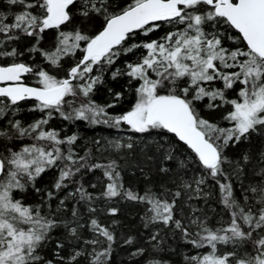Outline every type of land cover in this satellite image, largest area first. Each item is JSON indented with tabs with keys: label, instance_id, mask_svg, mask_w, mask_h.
Returning <instances> with one entry per match:
<instances>
[{
	"label": "snow or ice",
	"instance_id": "snow-or-ice-1",
	"mask_svg": "<svg viewBox=\"0 0 264 264\" xmlns=\"http://www.w3.org/2000/svg\"><path fill=\"white\" fill-rule=\"evenodd\" d=\"M3 3L11 11H0V120L10 113L15 116L21 102L29 100L35 102L31 110L44 115L27 126L9 119L12 135L0 129V138L31 141L18 151L12 150L15 145L0 148V264H54L40 250L51 240L53 230L60 227L67 232L71 250L61 255L65 243L57 241L55 264H110L116 236L108 226L91 219L88 229L92 235L85 239L80 231L84 225L75 208L70 220L57 219L50 211H42L43 204H26L15 195L28 191L29 186L39 192L37 179L56 169L59 175L52 186L54 191L45 193L51 201L55 192L75 182L82 170L98 168L108 180L103 198L121 197L148 205L144 227L157 226L158 230L149 237L156 243L151 244L153 258L147 264H167L163 258H155L164 251L159 237L161 226L178 231L195 250L184 257L185 264H264V150L255 157L243 154L235 163L225 155V149L253 135L264 137V0ZM164 26L167 30L162 36L150 38ZM50 31L55 32L56 43L50 49L40 47ZM22 36L35 42L26 50L42 57L47 69L20 60L24 51L12 45ZM138 36L143 39L133 43ZM227 41L233 46H226ZM137 49L146 51L135 62L126 63L123 71L112 73L113 79L123 75L130 85L136 82L135 100L129 110L113 115L108 109L116 107L123 92L114 93L115 102L103 106L92 95L103 83L105 68L114 65L122 54ZM66 59H75V63L65 68ZM29 74L37 78V86L24 82ZM205 110L208 116L220 110L228 126L206 118L202 114ZM54 113L66 121L117 129L123 125L133 134H171L194 154L200 174L186 180L184 172L175 173V191L166 188L160 194L149 190L140 195L125 189L115 160L89 164L88 157L78 155L73 148L79 139L76 134L62 137L59 131L47 127ZM110 143L117 150L133 148L132 142ZM174 152L169 145L162 159L173 160ZM225 165L233 167L237 176L247 177L246 170L252 169V182H242L241 197L235 195ZM186 167L185 161L179 162L178 168ZM160 171L170 170L161 167ZM209 177L219 186L220 203L228 216L226 222L216 226L200 208L189 204L207 198L204 186ZM69 195L89 204L94 199L82 184ZM186 204L189 215L185 218L182 208ZM59 205L57 212L64 206L63 199ZM47 207L51 209V204ZM88 210L95 212L91 206ZM117 212L116 208L109 209L111 215ZM123 243L133 245L135 238L129 236ZM146 252L136 247L130 255L145 257Z\"/></svg>",
	"mask_w": 264,
	"mask_h": 264
},
{
	"label": "trees",
	"instance_id": "trees-1",
	"mask_svg": "<svg viewBox=\"0 0 264 264\" xmlns=\"http://www.w3.org/2000/svg\"><path fill=\"white\" fill-rule=\"evenodd\" d=\"M0 11H11L7 5L3 3V0H0ZM88 28L93 29L94 25H88ZM166 30L167 26H164L163 30L150 34V38L156 39L162 36ZM232 34L235 35L234 32ZM141 39H143V37L138 36L132 42L136 43ZM34 43L35 42L32 41L31 38L22 36L21 39L12 46L20 51H24L25 54L20 58L21 61H25L33 67H48L42 57L35 53L29 54L27 52L26 49L32 47ZM55 43L56 34L54 31H50L45 33L44 39L40 41L39 46L50 49ZM226 46L232 47V41H227ZM145 51L146 50L143 49H137L134 53H128L127 55L122 54L114 65L105 68L102 77L103 83L96 86L92 99L97 104L103 106L115 102L114 93L123 92L124 97L116 103V107L108 109L111 114L119 115L130 109L135 100L134 88L136 86L135 81H133L131 85L128 83L127 76L122 75L113 79L112 73L117 69L123 71L126 63L135 62ZM74 63L75 59H66L64 67H71ZM60 75H63V73H60ZM216 86H220V84L217 83ZM109 89H111V91H109ZM206 102L207 101H205V103ZM33 107V103L29 101L21 102L20 111L16 113L15 116H12L10 113L3 120H0V129L8 130L9 135H12L7 123L9 119H18L24 126L40 119L44 113L32 111L31 109ZM202 114H204L206 118H212L214 122L220 123L222 127L228 126V123L222 120L220 110L212 113L211 116L207 115V110L202 112ZM47 127L59 131L62 137L76 134L79 139L73 145V148L78 155L87 156L89 164H107L109 161L115 160L119 165L123 187L140 195H143L149 190L160 194L162 190L166 188H171L175 191V186L172 181L175 178V173L178 171H182L186 174L184 177L186 180H191L194 176L200 174L199 165L194 163V154L187 149L182 142H177L176 138L171 134H167L163 137L157 135L155 132L151 134H133L123 125L117 129L103 124L91 125L85 121H66L57 113H54ZM129 137H131V141ZM96 141H99V144H97ZM30 142L28 138H24L23 140H7L5 138H0V148H2L4 144H8L9 146L15 145L12 150L18 151L21 147ZM110 142H120L123 144L132 142L133 148H121L117 150ZM160 145H163V148H161ZM169 145L175 149V158L171 161L163 160L162 156L164 154V149L168 148ZM261 150H264V137L253 135L249 140L225 149V155L228 157L229 161L235 163L241 160L243 154H249L255 157ZM180 161H185L187 167L184 169L178 168ZM253 163H256V161L253 160ZM161 167H166L170 171L168 173H162L160 171ZM225 170L231 177L235 195L241 197L243 195L241 184L243 182L244 185H247L252 182V169L249 168L246 170L248 172L247 177L244 175H235L233 167L229 165H225ZM58 175L59 172L56 169H52L37 179L36 187L40 189L39 192L29 186L28 191L16 193L15 195L26 204H43L44 207L42 211H50L57 219L70 220L71 212L73 208H75L81 217L80 223L84 225L80 231L85 239L91 238L92 235L88 229V222L91 219H97L103 225L108 226L116 236V243L112 246L110 264H147V261L153 258L151 244L156 242H150L149 237L150 234L157 231L158 228L157 226L151 225L147 228L144 227V217L148 208L147 204L123 199L121 197L111 200L103 198L101 194L108 180L104 176L103 170L99 168L92 171L82 170V174H77L75 177V182L69 184L67 188L55 192V199L49 201L45 193L46 191H54L52 186ZM81 184L94 197L90 204L85 201H78V197L69 195V193L75 192ZM92 185H95V187H92ZM204 191L208 193L206 199L193 200L190 201L189 204L200 208L202 213L206 214L209 218V223L214 226L218 225L221 221L226 222L228 216L223 209V205L220 203L221 193L218 184L209 177L204 186ZM61 199L64 200V206L57 212L58 207H60L59 202ZM48 204H51V209H48ZM90 206L95 208V212H90L88 210ZM112 208L118 209L116 215H111L109 213V209ZM182 211L186 218L189 215V207L187 204L183 206ZM185 222H187L186 219ZM129 236L135 238V244L126 245L123 243ZM51 237L46 247L40 250V254L44 256L46 260L52 259L55 264L54 254L56 252L57 241L65 243V249L61 251V255H68L71 249L68 247L69 241L66 239L67 232L64 228L60 227L53 230ZM159 237L162 240L161 247L164 251L156 254L155 258H163L167 264H185L184 257L195 252L194 249H191L190 246L181 239L178 231L173 232L161 226L159 228ZM136 247L147 249L145 257L133 258L130 255Z\"/></svg>",
	"mask_w": 264,
	"mask_h": 264
},
{
	"label": "flooded vegetation",
	"instance_id": "flooded-vegetation-1",
	"mask_svg": "<svg viewBox=\"0 0 264 264\" xmlns=\"http://www.w3.org/2000/svg\"><path fill=\"white\" fill-rule=\"evenodd\" d=\"M0 62H3L2 60H0ZM8 62H10L9 60H8ZM22 62H25V61H22ZM25 63H27V62H25ZM29 64V63H28ZM43 68H45V69H47V67H43ZM36 77H34V76H32L31 74H29L28 76H27V78L25 79V83L26 84H28V85H30V86H37L36 85ZM29 102H31V103H33V105H34V101H31V100H29Z\"/></svg>",
	"mask_w": 264,
	"mask_h": 264
}]
</instances>
